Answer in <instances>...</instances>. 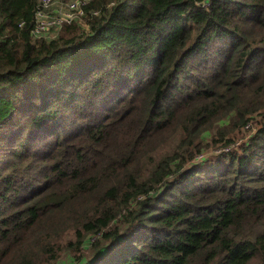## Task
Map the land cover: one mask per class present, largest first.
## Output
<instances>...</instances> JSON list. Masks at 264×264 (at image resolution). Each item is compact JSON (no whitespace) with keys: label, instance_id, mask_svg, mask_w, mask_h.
I'll return each instance as SVG.
<instances>
[{"label":"trees","instance_id":"trees-1","mask_svg":"<svg viewBox=\"0 0 264 264\" xmlns=\"http://www.w3.org/2000/svg\"><path fill=\"white\" fill-rule=\"evenodd\" d=\"M40 8L0 0V264H264V0Z\"/></svg>","mask_w":264,"mask_h":264},{"label":"rangeland","instance_id":"rangeland-1","mask_svg":"<svg viewBox=\"0 0 264 264\" xmlns=\"http://www.w3.org/2000/svg\"><path fill=\"white\" fill-rule=\"evenodd\" d=\"M72 1L73 0H53V3L51 5L45 7L44 11L47 14H49L52 17L53 20H60L62 15L64 13H66V11H68V8L71 5ZM74 1H78L80 4L87 5L92 0H74ZM84 5H82V6H84ZM46 21H47V19L43 18V23H46ZM73 21H75V23L77 22V24L80 27H82V29L86 28V22L84 21L83 18H79V16L77 14H75V20H73ZM71 23H65L64 26L65 25H69ZM64 26H60V30H58V31L57 30L56 31L55 30L49 31L48 32V34H49L48 37L55 38L58 35V33L63 29ZM219 127H221L220 123L217 124V128H219ZM217 131L218 130H213V132H211L209 135H207L205 137V140H206L205 143H208V139L211 138V135L213 137H216L217 136ZM251 134L252 133L249 131V129L248 130H244L243 133L237 131V132L231 134L230 139H237L238 140L237 145L241 146L243 143L246 142V140L249 138V136ZM245 138H247V139L245 140ZM234 145L235 144H233L231 147H233ZM221 151H222L221 147L217 148V146H215V145L214 146H207V148L205 147V152H207L206 154H208V156L206 155V158L204 160L198 161L195 164H200L201 163L203 165V167H204V166L210 164L214 159H216ZM67 231L68 230H65L64 233L67 232ZM64 246H65V243L61 241L60 242V246H59L58 249H62ZM81 256H85L86 257L84 259V263L89 261L92 258L88 251H85L84 255H82V253H78V257H81ZM72 263H74L73 256L71 254H65V252H61V256L56 261L55 264H72Z\"/></svg>","mask_w":264,"mask_h":264},{"label":"built area","instance_id":"built-area-1","mask_svg":"<svg viewBox=\"0 0 264 264\" xmlns=\"http://www.w3.org/2000/svg\"><path fill=\"white\" fill-rule=\"evenodd\" d=\"M41 8L38 12L39 19V27L38 34L45 35L48 34L51 30H60V26H64L65 23H71L75 20V14L79 16V18H85L86 12L84 10V4H80L78 1H72L71 5L68 8V11L64 13L60 20H53L52 17L44 11V8L51 5L53 0H40ZM46 18V23H43V18ZM49 35V34H48Z\"/></svg>","mask_w":264,"mask_h":264}]
</instances>
